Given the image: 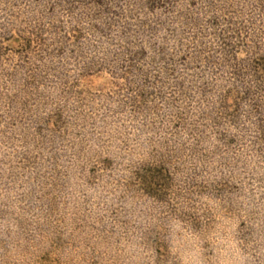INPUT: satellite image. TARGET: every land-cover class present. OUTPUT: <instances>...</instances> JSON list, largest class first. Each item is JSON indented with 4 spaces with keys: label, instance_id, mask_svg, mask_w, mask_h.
<instances>
[{
    "label": "rangeland",
    "instance_id": "rangeland-1",
    "mask_svg": "<svg viewBox=\"0 0 264 264\" xmlns=\"http://www.w3.org/2000/svg\"><path fill=\"white\" fill-rule=\"evenodd\" d=\"M0 264H264V0H0Z\"/></svg>",
    "mask_w": 264,
    "mask_h": 264
}]
</instances>
